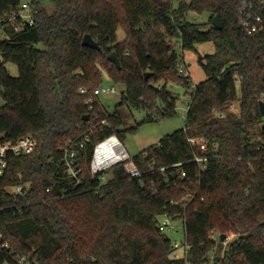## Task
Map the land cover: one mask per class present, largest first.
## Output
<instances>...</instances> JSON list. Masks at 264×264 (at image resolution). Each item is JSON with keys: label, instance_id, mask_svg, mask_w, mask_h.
I'll use <instances>...</instances> for the list:
<instances>
[{"label": "trees", "instance_id": "obj_1", "mask_svg": "<svg viewBox=\"0 0 264 264\" xmlns=\"http://www.w3.org/2000/svg\"><path fill=\"white\" fill-rule=\"evenodd\" d=\"M22 1L0 0V18ZM29 1L33 23L0 41V141L30 134L38 145L10 156L0 177V264H208L222 251L211 230L237 234L223 264H264V126L257 140L248 132L264 100V31L241 25L243 0H181L176 8L172 0H48L51 12ZM190 11L206 21H189ZM86 33L99 49L81 44ZM204 42L212 53L197 52ZM186 51L196 53L205 77L189 94L184 127L132 156L139 178L121 163L105 170L106 180L92 174L94 146L110 134L123 139L119 105L145 110L147 121L176 113L168 85L191 84ZM103 73L124 86L111 112L92 96ZM95 115L107 123H93ZM69 144L81 169L76 184L60 162L59 147ZM195 155L208 157L202 168ZM18 184L27 185L22 193L6 190ZM163 213L183 219L185 259L170 258L173 242L157 225Z\"/></svg>", "mask_w": 264, "mask_h": 264}, {"label": "built area", "instance_id": "obj_2", "mask_svg": "<svg viewBox=\"0 0 264 264\" xmlns=\"http://www.w3.org/2000/svg\"><path fill=\"white\" fill-rule=\"evenodd\" d=\"M256 11V12H255ZM239 13L241 17V25L246 27L251 32L264 31V0H243L241 7L239 8ZM33 23V9L29 0H23L16 11H12L8 14L3 15L0 18V41L8 38L7 31H18L25 24ZM180 68L183 69L182 64ZM183 72L186 74L187 70L183 69ZM110 91L113 92V86L105 88H97L93 90L92 96L96 97L101 92ZM80 92L85 93L86 89L81 88ZM85 102L88 104V108H92V99L88 97ZM189 102V95L186 98V105ZM98 121L101 124H106V119L100 118V116L95 115L92 122ZM94 127V126H92ZM192 143H195L191 139ZM38 145L37 139L30 135L25 134L19 137L15 142H1L0 141V177L3 175L4 170L8 163V158L10 156H22L31 154ZM82 146V144H80ZM201 149H204V145H200ZM258 148V147H257ZM59 149L62 151V156L60 162L63 163L64 173L68 179L73 183H79L81 181L80 172L78 164L76 163V151L75 145L69 144L65 147L60 146ZM99 149V150H98ZM208 157L206 156H197L193 157V161L203 167L202 162L205 161ZM121 163L126 170V172L134 178H139L142 174L134 163L132 156L128 154L124 148L122 142L117 137L116 134H110L100 142H98L94 148L90 158L89 168L92 174L103 173L108 168ZM26 184H18L16 186H9L6 190L10 193H22L26 189ZM162 218L158 219L157 225L160 231L165 232L167 228L172 230L175 229L174 226H170V220L175 217L163 213L160 215ZM183 220V219H182ZM221 233L211 230L210 238L218 240L221 243L222 251L219 256L211 257L208 264H223L220 259L223 258V249L225 246L236 237V233L225 234V238L220 240L219 236ZM5 244H3L4 246ZM173 250L170 253V258H186V253L188 245L185 242L182 245H179L177 242H173ZM20 264H30L28 261L23 258L19 259ZM185 264H188L185 261Z\"/></svg>", "mask_w": 264, "mask_h": 264}, {"label": "rangeland", "instance_id": "obj_3", "mask_svg": "<svg viewBox=\"0 0 264 264\" xmlns=\"http://www.w3.org/2000/svg\"><path fill=\"white\" fill-rule=\"evenodd\" d=\"M48 11H52V6L48 0H39ZM181 0H172V7L176 8ZM189 21L193 22H205L207 19L206 13H194L188 12L186 15ZM117 41H121L124 38V31L121 26H118L116 31ZM42 46L41 44H39ZM197 52L201 55L212 53L214 48L212 42L197 43L195 45ZM187 72L190 77L191 84L188 87H183L178 83H170L168 88L177 96L176 99V113L170 117H156L150 121L145 120L148 112L143 109H137L126 104L118 106V111L123 120L122 130V144L129 155L133 156L140 153L151 145L158 143L159 139L166 134L172 133L177 129L184 127V117L186 112V98L193 91L195 84L204 79V71L201 65L197 61L196 53L192 51H186L184 55ZM1 60V56H0ZM8 73L12 76L18 74L15 64L8 62L5 64ZM113 86L114 91H104L98 96L94 97L107 111L111 112L115 106L122 101V92L124 90L123 84H114L110 81L105 73L102 75L101 84L99 88H105ZM237 96L240 95L238 82H237ZM4 104V100L0 94V106ZM229 109L232 112H238V102H234L230 105ZM264 126V116L260 115V118L248 126V132L252 140L259 139V130ZM110 177V173L104 172L103 180ZM158 216V219H161ZM170 226H174L172 230L167 228L165 234L171 239L172 242H177L182 245L184 242V230L182 218H174L170 220ZM232 233V232H229ZM8 264V263H4Z\"/></svg>", "mask_w": 264, "mask_h": 264}, {"label": "water", "instance_id": "obj_4", "mask_svg": "<svg viewBox=\"0 0 264 264\" xmlns=\"http://www.w3.org/2000/svg\"><path fill=\"white\" fill-rule=\"evenodd\" d=\"M212 25L216 28V29H221L222 24L221 21L219 19V17L217 15H214L212 17ZM81 44L83 46H87L90 48H94V49H99L98 43L91 37L90 34L86 33L84 34V36L82 37V41ZM108 59L113 62L117 67H120L119 64V60L115 54V52H112L109 56ZM149 72H146L145 75H147ZM258 109H259V113L261 116H264V100H259L258 101ZM88 116H84V119H87ZM220 240H223L225 238V234L221 233L219 236Z\"/></svg>", "mask_w": 264, "mask_h": 264}, {"label": "bare ground", "instance_id": "obj_5", "mask_svg": "<svg viewBox=\"0 0 264 264\" xmlns=\"http://www.w3.org/2000/svg\"><path fill=\"white\" fill-rule=\"evenodd\" d=\"M99 150V149H98Z\"/></svg>", "mask_w": 264, "mask_h": 264}]
</instances>
